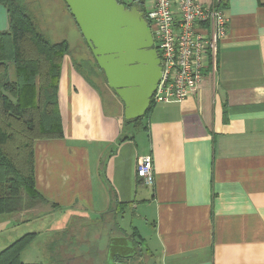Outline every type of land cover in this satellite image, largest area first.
<instances>
[{
	"label": "crops",
	"instance_id": "crops-1",
	"mask_svg": "<svg viewBox=\"0 0 264 264\" xmlns=\"http://www.w3.org/2000/svg\"><path fill=\"white\" fill-rule=\"evenodd\" d=\"M223 3L227 25L216 71H205L184 99L154 103L142 116L144 132L129 128L142 118L123 121L121 102L105 111L73 61H62L63 135L33 143L34 183L48 203L18 216L0 214V250L22 235L17 229L31 217L43 220L37 210L47 209L56 231L76 218L120 227L127 217L158 264H264V0ZM6 28L0 4V30ZM145 154L152 157V186L136 176V161ZM112 194L127 203L122 212L105 213ZM29 211L30 218L22 216ZM135 221L146 226L145 236ZM44 229L40 223L31 232L39 236ZM72 247L60 245L64 264L74 258ZM42 251L33 254L41 259ZM24 259L50 264L25 253Z\"/></svg>",
	"mask_w": 264,
	"mask_h": 264
},
{
	"label": "trees",
	"instance_id": "trees-1",
	"mask_svg": "<svg viewBox=\"0 0 264 264\" xmlns=\"http://www.w3.org/2000/svg\"><path fill=\"white\" fill-rule=\"evenodd\" d=\"M0 4L5 7L7 16V28L0 30V214H10L33 209L40 202L48 203L34 183L33 143L36 139L63 135L57 92L69 43L67 39L48 38L38 27L33 8L24 0H0ZM88 49L86 58L73 62L76 70L83 75L86 68L94 77V82L85 78L88 83L97 89L104 82L112 92L106 91L107 97L114 96L121 101L107 86L103 71ZM153 107L154 102L150 101L143 117H147ZM141 118L123 121L137 122ZM110 202L105 213L122 212L127 205L113 194ZM111 226L120 229L114 221L109 228ZM132 230L130 236L141 243L137 230L134 227ZM36 235V232H26L0 250V264H43L21 260L22 252ZM86 250L87 247L80 249L85 253ZM88 254L98 258L94 251L89 250ZM58 255L49 256L48 263L64 264L65 260Z\"/></svg>",
	"mask_w": 264,
	"mask_h": 264
},
{
	"label": "water",
	"instance_id": "water-1",
	"mask_svg": "<svg viewBox=\"0 0 264 264\" xmlns=\"http://www.w3.org/2000/svg\"><path fill=\"white\" fill-rule=\"evenodd\" d=\"M64 1L103 71L107 86L121 99L124 118L144 116L161 67L143 13L118 0ZM115 238H111V250L104 264H121L113 260L114 249L125 244L115 243Z\"/></svg>",
	"mask_w": 264,
	"mask_h": 264
},
{
	"label": "built area",
	"instance_id": "built-area-1",
	"mask_svg": "<svg viewBox=\"0 0 264 264\" xmlns=\"http://www.w3.org/2000/svg\"><path fill=\"white\" fill-rule=\"evenodd\" d=\"M130 6L132 0H118ZM224 0H146L143 17L150 28L161 67L154 103L180 101L194 93L205 71H216L218 41L226 33ZM136 176L153 184L150 154L139 156Z\"/></svg>",
	"mask_w": 264,
	"mask_h": 264
},
{
	"label": "rangeland",
	"instance_id": "rangeland-1",
	"mask_svg": "<svg viewBox=\"0 0 264 264\" xmlns=\"http://www.w3.org/2000/svg\"><path fill=\"white\" fill-rule=\"evenodd\" d=\"M33 8V16L38 24V27L46 34L48 38H50L53 41L61 40V39H67L69 43V52L65 54L63 58V65H65L66 60H72L74 61H81V59L86 58L87 55H89V49L87 47V43L84 40L82 34L80 33L74 18L71 16L70 11L68 10L66 3L64 0H24ZM82 75L83 78L93 80L94 77L93 74L89 71H86ZM87 75V76H86ZM85 79V80H86ZM88 82V80H86ZM90 84V83H89ZM91 85V84H90ZM100 87L94 88V90L97 92L98 96L101 99V103L103 106V109L105 111H108L109 109H113L114 111L116 109H120V102L119 103H111L114 99H117L114 96L110 98L107 97L106 91L109 93L110 90L105 86L104 82H102ZM124 123V122H123ZM132 124V122L130 123ZM146 125L145 118H142L140 126H133L129 125V128L133 129L134 131L140 130L143 131V126ZM144 132V131H143ZM43 211L42 215H45L43 220L34 221L32 219L33 212H27L25 215L22 214L25 218H30L32 222L29 224H21L19 229L21 230L22 234L26 232H31L32 230H35L36 228L40 227V223L43 226V228L47 229V227H51V231H45L39 236H36L32 239V241L26 246L24 251L22 252L21 260L24 261V253L25 258L27 260H31L32 262H37L39 260H42V262H48L49 258L48 256L52 255V257L58 255L60 245L65 244L66 242L70 243L73 249V259L70 261V264H102L103 257H104V251L106 248L107 238L112 235L120 232L122 230L125 235H131V226L129 219L126 217H121L119 219L120 222V229H116L115 227H110V220L106 221V223H101V221H95V220H89L84 218H76L72 221L70 225H67L66 227H62L60 230L56 231L54 228L56 225L54 222H52V218L48 216L47 209L46 210H37L36 213L39 215L40 212ZM21 212V211H19ZM17 213H13V215L18 216L21 215ZM34 221V222H33ZM42 221V222H41ZM137 224H139V230L144 236L146 235L145 232H147L146 226H144L141 222L135 221ZM43 223V224H42ZM52 224V225H51ZM69 229V230H68ZM67 233V234H66ZM67 236H70L69 238ZM137 247L139 249V252L141 253V263L142 264H158V259L155 256H152L150 253H148L145 249V246L141 243H137ZM50 247V248H49ZM88 248V251L85 253V251H80L82 248ZM43 248L42 256L40 259V255L36 254V256L33 254L35 251H41ZM51 249H54L51 251ZM89 250L94 251L98 258H94L93 254H88ZM75 252V253H74ZM85 253V254H84ZM45 256V257H44ZM47 257V258H46ZM64 262V261H63ZM84 262V263H83ZM60 264V263H56Z\"/></svg>",
	"mask_w": 264,
	"mask_h": 264
},
{
	"label": "flooded vegetation",
	"instance_id": "flooded-vegetation-1",
	"mask_svg": "<svg viewBox=\"0 0 264 264\" xmlns=\"http://www.w3.org/2000/svg\"><path fill=\"white\" fill-rule=\"evenodd\" d=\"M146 0H132L130 6L125 5L126 7H132L134 6L137 8L139 11L143 13L144 5H145ZM115 239V243L119 244H125L123 248H117L114 249V261H117L118 263L121 264H142L141 263V253L139 252V249L136 244V240L132 238L129 235H125V233L122 232V230L116 234H112L107 238V243H106V248L104 251V257H103V262L106 261V258L109 256L110 248H109V243L111 242V238ZM124 237V239H122Z\"/></svg>",
	"mask_w": 264,
	"mask_h": 264
}]
</instances>
